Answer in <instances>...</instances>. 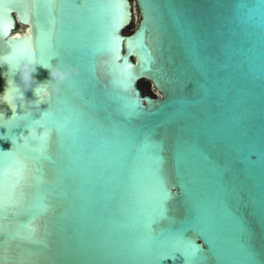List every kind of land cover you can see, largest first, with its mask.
Returning <instances> with one entry per match:
<instances>
[{"label":"water","instance_id":"obj_1","mask_svg":"<svg viewBox=\"0 0 264 264\" xmlns=\"http://www.w3.org/2000/svg\"><path fill=\"white\" fill-rule=\"evenodd\" d=\"M0 125V264H264V0H0Z\"/></svg>","mask_w":264,"mask_h":264},{"label":"snow or ice","instance_id":"obj_2","mask_svg":"<svg viewBox=\"0 0 264 264\" xmlns=\"http://www.w3.org/2000/svg\"><path fill=\"white\" fill-rule=\"evenodd\" d=\"M147 7V6H146ZM125 87H127V83H125ZM67 127V125H61L62 130ZM80 127H79V121H74L73 125L68 128V136L71 139V144L68 146V153H69V169H74L78 166L79 162L83 160V151L84 147L82 143L80 142ZM0 138H5L3 135H0ZM14 156V153L11 151L9 152V157ZM17 176H19V170L17 171ZM0 204H2L4 207L9 206V201L7 197H0ZM47 205L44 204L42 201L37 205L38 211H45L47 210ZM34 234V230L30 231V236ZM188 249L185 248V252H187Z\"/></svg>","mask_w":264,"mask_h":264},{"label":"rangeland","instance_id":"obj_3","mask_svg":"<svg viewBox=\"0 0 264 264\" xmlns=\"http://www.w3.org/2000/svg\"><path fill=\"white\" fill-rule=\"evenodd\" d=\"M140 20V14H139V11L136 7L135 9V21L132 25H130L126 31L127 32H132L138 25V22ZM141 87L144 89V90H147L149 92H152V93H155L157 96H160L161 93L153 86V84L149 81H142L141 82Z\"/></svg>","mask_w":264,"mask_h":264},{"label":"clouds","instance_id":"obj_4","mask_svg":"<svg viewBox=\"0 0 264 264\" xmlns=\"http://www.w3.org/2000/svg\"><path fill=\"white\" fill-rule=\"evenodd\" d=\"M50 74L52 75V73L50 72ZM0 126H3V125H0Z\"/></svg>","mask_w":264,"mask_h":264}]
</instances>
